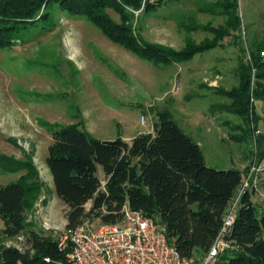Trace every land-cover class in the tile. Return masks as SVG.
Wrapping results in <instances>:
<instances>
[{
	"label": "rangeland",
	"instance_id": "rangeland-1",
	"mask_svg": "<svg viewBox=\"0 0 264 264\" xmlns=\"http://www.w3.org/2000/svg\"><path fill=\"white\" fill-rule=\"evenodd\" d=\"M144 1L155 4V0ZM216 4L214 0L166 1L156 10L133 12L131 26L146 42L176 51L188 42H217L215 48L185 62L162 66L142 60L110 42L84 17L70 16L56 6L50 9L46 24L21 31L15 46L0 50V154L18 160L32 156L42 183L40 195L25 212L27 229L55 238L69 234L65 229L66 207L54 193L45 164L51 144L47 123H80L93 138L105 141L114 140L120 132L128 142L138 133L153 131L156 114L168 112L183 133L199 145L208 167L238 169L241 183L254 163L250 144L257 130L255 164L260 167L264 92L253 96L258 79L251 54L264 45V0H237V27L219 40L211 30L225 28L227 16ZM106 12L119 22L116 13ZM262 54L264 49L258 53L264 62ZM242 64L255 71L251 77L250 127L240 115L238 99L229 95L239 86ZM260 82L264 90V79ZM22 173L0 170V185L15 182ZM96 175L103 185L100 166ZM251 179L254 184L247 192L260 217L264 211V170H255ZM90 206L91 201L84 206L86 212ZM44 221L49 231L43 229ZM89 222L91 229L100 224ZM2 232L0 221L1 244L23 251L28 248L25 236L7 238Z\"/></svg>",
	"mask_w": 264,
	"mask_h": 264
},
{
	"label": "trees",
	"instance_id": "trees-1",
	"mask_svg": "<svg viewBox=\"0 0 264 264\" xmlns=\"http://www.w3.org/2000/svg\"><path fill=\"white\" fill-rule=\"evenodd\" d=\"M166 1L178 0H155V4L144 0H0V50L15 46L21 31L46 24L54 6L70 16L84 17L110 42L155 65L189 61L217 46L215 41L197 45L188 42L176 51L138 36L130 23L133 12L153 11ZM214 1L227 16L225 28L211 30L219 40L237 27V0ZM107 10L116 13L119 22ZM262 49L264 45L251 54L258 79L253 96L264 92L260 82L264 79V62L258 57ZM241 70L239 86L229 95L238 99L240 115L250 127L254 69L242 64ZM156 117L152 133L138 134L129 144L120 137L95 139L80 123L45 124L51 135L45 164L54 193L66 207L65 229L72 230L86 218L116 224L126 204L163 227L167 242L182 257H202L220 230L241 184L242 172L208 167L199 145L183 133L168 112L157 113ZM258 143L262 145L261 137ZM263 158L261 147L259 160ZM97 166L104 174V185L96 175ZM0 170L23 172L15 182L0 185V221L4 236L23 235L28 247L20 251L0 243V264H66L68 248L59 250L57 238L27 229L25 212L42 189L32 156L18 160L0 154ZM89 201L86 212L84 206ZM225 239L231 249L221 254L216 264H264V211L256 216L248 192L240 198L234 224Z\"/></svg>",
	"mask_w": 264,
	"mask_h": 264
},
{
	"label": "built area",
	"instance_id": "built-area-1",
	"mask_svg": "<svg viewBox=\"0 0 264 264\" xmlns=\"http://www.w3.org/2000/svg\"><path fill=\"white\" fill-rule=\"evenodd\" d=\"M262 56L264 60V54ZM258 135L257 130L253 131L250 145L255 158L242 180L241 191L231 201L216 238L200 259L182 257L167 242L163 227L125 204L121 210V220L116 224H98L91 229L89 220H84L68 235L57 237L59 250L68 248L66 264H216L219 256L231 249L225 236L234 224L241 196L254 184L251 179L254 171L264 170V158L260 161V167L255 164ZM42 226L45 231L51 229L46 221ZM44 261L49 263L48 258Z\"/></svg>",
	"mask_w": 264,
	"mask_h": 264
},
{
	"label": "crops",
	"instance_id": "crops-1",
	"mask_svg": "<svg viewBox=\"0 0 264 264\" xmlns=\"http://www.w3.org/2000/svg\"><path fill=\"white\" fill-rule=\"evenodd\" d=\"M143 120V119H142ZM144 122V121H143ZM120 131V130H119ZM146 133H152V131H149V132H146ZM146 133H138V134H146ZM137 134V135H138ZM136 136V135H135ZM135 136H132V137H130V140L128 141V142H126L123 138H122V136H121V133L119 132V133H117V135H116V138L117 137H120L122 140H124L126 143H130V141L132 140V138H134Z\"/></svg>",
	"mask_w": 264,
	"mask_h": 264
}]
</instances>
